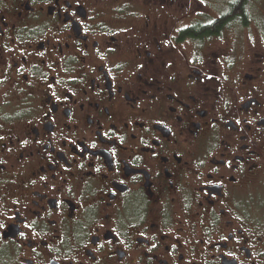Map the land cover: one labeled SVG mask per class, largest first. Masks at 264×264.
Returning <instances> with one entry per match:
<instances>
[{
	"label": "flooded vegetation",
	"instance_id": "1",
	"mask_svg": "<svg viewBox=\"0 0 264 264\" xmlns=\"http://www.w3.org/2000/svg\"><path fill=\"white\" fill-rule=\"evenodd\" d=\"M205 9L0 0V264H264V32Z\"/></svg>",
	"mask_w": 264,
	"mask_h": 264
},
{
	"label": "rangeland",
	"instance_id": "2",
	"mask_svg": "<svg viewBox=\"0 0 264 264\" xmlns=\"http://www.w3.org/2000/svg\"><path fill=\"white\" fill-rule=\"evenodd\" d=\"M198 1H200V3L206 7L205 11L208 12L207 14L209 17V21H211L210 19L214 18L215 16H222V14L226 13L229 7L228 4L232 2V0H198ZM247 5H248L246 10L247 16H249L252 24L250 27L252 28V30L255 31V34H253L249 38H246L244 31H240V27H239L240 23L238 21H233L231 23L232 28L229 29L228 31L231 33L240 32L236 38H238V40L241 42H246L250 40L254 42L258 38V33L264 32V0H248ZM261 30H263V32H261Z\"/></svg>",
	"mask_w": 264,
	"mask_h": 264
},
{
	"label": "trees",
	"instance_id": "3",
	"mask_svg": "<svg viewBox=\"0 0 264 264\" xmlns=\"http://www.w3.org/2000/svg\"><path fill=\"white\" fill-rule=\"evenodd\" d=\"M248 0H232L230 2L228 10L226 13L222 14L221 19L218 21H214L211 23L209 27L201 28L200 30L196 31L194 30V36L200 37V35L206 34V30H214L215 27H220L222 23H227L229 21H232L233 18H239V20L244 23L247 19L246 14V3ZM209 31V32H211ZM208 33V32H207Z\"/></svg>",
	"mask_w": 264,
	"mask_h": 264
}]
</instances>
